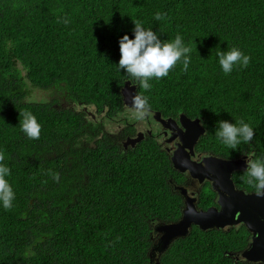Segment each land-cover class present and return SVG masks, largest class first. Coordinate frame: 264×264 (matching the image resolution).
Returning a JSON list of instances; mask_svg holds the SVG:
<instances>
[{
	"label": "trees",
	"instance_id": "16d2710c",
	"mask_svg": "<svg viewBox=\"0 0 264 264\" xmlns=\"http://www.w3.org/2000/svg\"><path fill=\"white\" fill-rule=\"evenodd\" d=\"M127 81L163 119L201 120L199 150L250 156L233 179L261 189L264 0H0V264H153L152 224L184 207L169 155L100 131L84 146L63 105L120 114ZM247 240L194 227L159 264H247Z\"/></svg>",
	"mask_w": 264,
	"mask_h": 264
},
{
	"label": "water",
	"instance_id": "95a60500",
	"mask_svg": "<svg viewBox=\"0 0 264 264\" xmlns=\"http://www.w3.org/2000/svg\"><path fill=\"white\" fill-rule=\"evenodd\" d=\"M123 103L126 107L139 109L143 106V99L137 93V87L130 88L126 83L121 90ZM155 121L167 123L175 129L179 124L190 131L195 128L193 144L198 143L201 136L206 133L201 120L190 119L185 114L179 116L178 121L173 118L163 119L160 112H155ZM142 140V134L138 138L128 140L132 147H135ZM127 145V144H126ZM251 157L245 155L244 159L227 160L217 159V163L210 169L214 178L213 189L220 199L218 207H210L203 210L198 208L197 199L190 197L188 189L183 186H173V191L184 199L182 216L176 222L157 221L152 224V238L157 236L156 241L150 250V258L153 264H159L160 257L178 239L187 238L194 227L200 231H230L239 225H244L252 235V242L249 249L236 255V261L244 259L251 263L264 264V182L258 193L247 194L244 191H237L232 174L237 171H246L249 167ZM173 168L179 172L189 171L193 178L204 179V175L195 172L192 168L184 165L183 150L178 149L171 157ZM225 179V184L222 180ZM231 255V256H235Z\"/></svg>",
	"mask_w": 264,
	"mask_h": 264
},
{
	"label": "flooded vegetation",
	"instance_id": "af4514ba",
	"mask_svg": "<svg viewBox=\"0 0 264 264\" xmlns=\"http://www.w3.org/2000/svg\"><path fill=\"white\" fill-rule=\"evenodd\" d=\"M126 83L130 84V88L133 86L137 87L130 81H127ZM63 105L75 110H77L78 107L77 111H80V113L83 114L85 122L89 124L87 128L91 133L93 140L84 137V146L93 145L97 139L96 135H98V132L100 131V136H102L105 132L110 133L111 135H118L122 139V146L126 150L136 147H132L128 140L138 138V135L140 134H142V140L136 143L137 145L146 140V138L152 137L169 155L170 158L171 156H174L175 152L179 148L182 149L184 165L189 168L191 167L193 171L204 175V179L200 180L198 178H193L189 171L178 172L175 179L170 178L168 180L172 186V189L175 185L183 186L188 189L190 197L197 199L198 208L200 209L206 210L204 209V206L207 205H210L207 209L210 207H218L220 196L216 191H214V183L210 181V178H214L210 169L217 163V159L224 158L215 156L207 151L199 150V141L198 143L193 144L194 135L197 131L195 128L188 131L179 124L178 129H175L167 123L155 121V112L152 113L149 109H146L144 105L139 109L129 108L124 105L123 111L120 114H114V116L107 115L105 112L99 113V111L95 108H82L80 105L76 106V104L73 102H64ZM244 157L245 155H242L238 158L228 160H240L244 159ZM239 172L242 171H237L232 174L233 181L234 174ZM222 183L225 184V179L222 180ZM234 184L237 191H244L247 194L258 193L261 190L260 189L256 192L246 191L239 188L235 182ZM209 195H213L212 199H210ZM201 199H203V201ZM241 226L244 227L246 231H248L247 246L236 255L249 249L252 242V235L246 226L239 225L236 228ZM156 239L157 236H154V242ZM237 257L238 256H236V258ZM240 260L247 264H260L247 262L244 259Z\"/></svg>",
	"mask_w": 264,
	"mask_h": 264
},
{
	"label": "rangeland",
	"instance_id": "374dc122",
	"mask_svg": "<svg viewBox=\"0 0 264 264\" xmlns=\"http://www.w3.org/2000/svg\"><path fill=\"white\" fill-rule=\"evenodd\" d=\"M33 92L34 93H33L32 98L33 99H37L38 101L41 100V99L46 98L45 95H47V97L50 98V99L53 97V95L48 94V92L45 93V92H42V91H39V90H34ZM77 109H78V107H77Z\"/></svg>",
	"mask_w": 264,
	"mask_h": 264
},
{
	"label": "clouds",
	"instance_id": "9594fccd",
	"mask_svg": "<svg viewBox=\"0 0 264 264\" xmlns=\"http://www.w3.org/2000/svg\"><path fill=\"white\" fill-rule=\"evenodd\" d=\"M143 104H144V101H143ZM176 120V119H175ZM178 121V120H177ZM202 137V136H201ZM200 140V139H199ZM172 157V156H171ZM170 161H171V158H170ZM171 164H172V162H171ZM172 167H173V164H172ZM174 169V168H173ZM175 170V169H174ZM177 171V170H176ZM177 172H179V171H177ZM180 196V195H179ZM181 197V196H180ZM183 200V199H182Z\"/></svg>",
	"mask_w": 264,
	"mask_h": 264
}]
</instances>
